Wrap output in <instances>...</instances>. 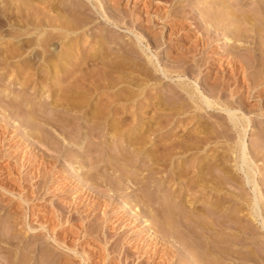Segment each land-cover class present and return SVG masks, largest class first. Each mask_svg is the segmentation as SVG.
<instances>
[{"label": "bare ground", "instance_id": "6f19581e", "mask_svg": "<svg viewBox=\"0 0 264 264\" xmlns=\"http://www.w3.org/2000/svg\"><path fill=\"white\" fill-rule=\"evenodd\" d=\"M1 1L2 3L10 2L11 4L5 3V5L6 4L10 6L12 5L15 10L18 11L23 10L24 12L27 11L26 12L27 15L20 14V16H16L17 17L16 19L13 18V24L11 25L7 23V21L8 22L10 20L12 21V19H10L11 16L8 15L6 16L4 14L6 16L5 17L6 22L4 23L8 25L7 27H4L6 28L5 31L3 30L0 31V51H1L0 53L3 54V55L0 54L2 56V58L0 59V68L7 69L6 74L9 75L14 74L12 80L16 79V76L20 77L21 76L20 74L24 72H20L21 70H18L17 67L15 69V66L14 68L10 66L9 65L10 59L12 60L18 55L20 57L21 53L33 49L42 50L40 52L42 55L40 56H41V61L45 62L46 63L45 65H47L45 69L49 71L53 70L50 72V74L52 75L50 79L45 78L44 81L46 82H49L50 80L52 81L58 80L62 75L63 71L60 69L62 68L63 65L72 66L70 65L72 61V60L70 61V59L72 58L70 57V55L64 54V51L62 54L61 47H72L73 49H80V48L83 49L84 52L82 53L85 54H80L81 56H79L80 57L79 67L80 65L85 64L88 60L92 61L91 63H93V61L95 60L104 61L105 59L106 60L108 59V63L106 61L108 67H110V70L108 71L113 72L114 69L116 70L118 69V73L119 71L123 73V71H121L119 68H122L124 67V65H127L126 63L127 60H131V58L133 57L137 58L138 52L140 51L143 54V56L147 58V59L144 58L142 62L145 60H147V62L145 64L140 61L142 63L140 64V62L138 61L139 62V64L137 65L138 67L133 64L134 65L133 68L137 67L138 70V68L141 67V71L143 72V70H145L143 68L149 67V65H151L152 66L151 69L153 68L155 71H159L163 79L172 82L173 85L175 84L176 89L172 87L170 89V93L167 99L166 100L164 99L165 101H167L168 104L173 105L175 103L176 105L177 102L181 101L178 104H183L184 106L186 105L187 106L186 108H188V110L190 109L192 113L194 111L208 110V111H212L214 115L216 114L219 118H222V115L225 114V118H226L225 120H227L226 122L224 121L223 123L219 122L220 123L219 125L211 126L206 121L201 120V117L198 118L196 115L195 116L191 115L192 118H196L195 121H185L186 120L185 116L189 111L186 112L183 111V113H176V112L174 113L172 111L173 113L171 112L169 114L168 120L172 124L174 122L175 123L180 122L182 125L184 124L187 126V124L189 123L188 125L190 126H188V129L190 128L191 132L194 133V135L192 133L193 136L190 137L192 141L190 140L187 143L189 145L185 143L186 139L177 140V141L174 139L175 141L173 143L172 142H170L171 144L168 143L169 144L168 147L170 145H171L170 147L172 146L176 147L177 145L179 147H182L181 148L182 150L178 151L179 153L172 152L171 156L173 158L178 154L180 155L187 154V152H189L190 150L192 151V149L190 148L191 144H192L191 146L195 145V147L200 148V151L201 150L204 151L207 150L206 148H208V146L211 145L212 143L215 142L217 143L219 139H223V141L225 139L227 142L231 141L232 138L234 137V133L237 135L238 140L235 141L232 140V142L229 143L228 147L225 146L227 147L225 149L229 150L230 152L229 154L234 156L231 160L232 165L230 167H228L226 163H223L224 161L222 160L224 159H216L214 157V159L210 160V163H206L205 161H203V158L205 157H203L201 160L198 161V159L196 160V158L188 159L186 156L184 157L183 160H180V167L177 164L178 168L177 169L175 168L176 170L174 169L172 171V172L175 171V173L172 174L173 176L172 177L170 175L167 176L170 177L169 181L172 180V178L174 179L180 178V180H182V178L185 179V177H187L186 181H182V183L184 182L183 184L181 183L182 185H185L183 192L182 193L178 192L179 193L178 195L174 194L172 195L171 198L170 196L168 197L162 194L160 195L154 194L155 197H153L149 192H145L148 189L145 191L142 189L139 190V187L137 185L140 181L138 179L123 177V175H121L123 173L119 171L118 167H117L118 170L113 169L112 168L114 167L113 162H111L109 156H107V160H109L108 162L103 161L101 157H100L101 159L99 158L100 159L99 161L97 160L94 163H92L93 161L92 162L90 161L93 155H95L98 150L100 151L101 148L99 144L96 145V143H93L91 141L92 139L91 135L93 133L95 134L96 131V126H97L96 123L98 124V121H100L98 117L95 116L92 118L90 117L89 121L92 124L91 126L88 127L86 133L84 134L85 138L82 137L81 135L82 140H80V142L78 143L76 142L73 144L72 142H70L76 148L66 149L62 145L63 140L65 141V138L62 136L66 133L67 130L72 129L71 125H73V123H71L72 122L71 120H65L62 118L63 116L60 117L61 115L59 116L55 114L52 115L50 114L49 117L41 115L39 114L40 110L37 109L38 107L37 108L34 107L31 109L26 108V105L25 107H23V104L20 101L21 99L19 100L18 96L15 99H13L11 102L8 100L9 101L8 103L6 98L5 99L2 98L3 96L0 97V118H1L0 148L5 147L2 150L0 149V159L4 157V161H5V158L10 159L12 157V155L14 154L12 153V151L14 152V149L11 151L9 150V148H11L13 145L11 144V147L7 145L10 144V141L9 139H4V138L7 137L8 134L14 133L17 129L19 130L21 128L28 130L29 133L28 137L33 139L32 141L34 142L36 147L45 148L44 156H47V158L49 159V160H45V157L43 156L44 158H42L41 154L39 155L40 157L37 155L39 158L43 159L42 163L40 166L37 165L33 169V171H31V169L35 165L34 162H36L37 164L39 160L38 164L40 163V159L36 160L35 158H33L35 157V155H33L32 153L29 154L28 152H26V150L23 151L22 149H20L18 152L17 151L15 152L16 156L14 157H16V159H13L12 157L13 161L15 160V162L13 163L14 164L16 163V166H14V168L16 167V169H18V172L15 170L16 172L15 173L12 166L11 167L9 166L11 169L10 173L16 174L15 175L16 181L14 180L16 182L15 189H17L16 197L20 198L21 201H19L13 212H10L9 214H7L5 218H3V220H0L2 221V223L4 222V224L11 223L9 227L1 228L2 223L0 222V243L4 245V246L0 245V264H71L70 263L71 259L69 258H65L62 255L56 256L55 255L56 253L52 255V251L55 248L56 249L65 248V250L73 252V254L74 253L78 254L79 256L82 257L81 264H87L89 261H91V255L85 250L83 246L80 248V251L79 250L76 251L72 247L71 248L67 247L65 245V241L62 238L61 240L58 239L57 237L58 232L56 231V228L61 229V227L64 226V223L68 222L69 220L71 221L78 220L81 224L84 223L85 220L88 219L90 213L85 212L86 210L80 212L77 206H74L69 203L68 204L66 203L67 204L66 206L65 204L62 205L61 203L56 202L59 205V207H56L57 205L52 203L51 204L52 208L50 209L45 208V206L43 207L42 204L41 208L43 211H41V213L44 214V216H46L47 219L45 222L44 221L38 222L37 220L43 218V215L39 214L38 212L35 213L33 208L29 209L30 212L28 211L29 214L27 215V208L26 206L24 207V204H28L31 200H33L32 199L33 195H34V199L40 198L41 200L43 199V197H41L42 195L44 196L45 194L50 193L52 196H55L57 198L56 200L58 201L63 199V196L65 194L63 196H59L57 193H55L56 191L59 192L60 190V188L58 189V186L57 188L55 187L54 190L52 189L54 192L46 187L45 176L48 177V175L50 174L49 172L55 171V169L58 168L56 167V165L58 164L59 160H61L62 158L64 160L65 157L66 160L75 158V160L78 159L79 161L81 160V162L90 161L88 167L89 169L86 171L82 170L83 172L80 173L82 175L80 176L82 178V181L86 183L88 181V183H90L95 187L94 189L97 188L98 189L97 193H99V196L102 194L103 195L108 194V197L107 198L103 197V201L101 200V202L100 200L98 201L99 196L97 197L96 194L95 196L97 197V200L93 203L91 202L93 207L89 204L90 207H92V209L90 208L91 210H93L96 206L100 204L102 207H106L112 204L119 197L126 195H130L131 197L130 201L137 206L132 214L128 213L127 215H124L125 212L121 213L118 211L116 212L112 211L113 213L106 215V217L104 216L106 223L104 227L102 225H101L102 227L100 225L99 226L96 225V228H94L95 230L92 229L94 230V232L96 231L95 233L97 234L98 232H101L100 230H103L105 236L103 237L104 239H101L100 237L98 240L92 241V247L93 249H95L94 253L92 254V257L94 256V258L97 259V261H95L96 260L95 259L94 262L92 260L93 264H240V263L264 264V192H262L261 190L262 186H264V173L263 172L261 173L260 170L258 169L259 166H257L258 160L262 158L264 153H262L263 151L262 148L258 147L259 143L257 144L258 146H256V148L251 147V149H247L245 147V144L243 143L244 142L243 137L245 135L247 126L243 125V122H245L244 120L248 115L245 116L244 113L247 114L246 111L249 112L250 110H246L245 112L243 111L245 106L244 104H246L244 102V98L243 100H239L240 102L238 104H240V107L237 106L238 108H235L234 107L235 105L233 104L235 99L237 98L240 99L241 97V96L238 97L236 95L237 93L239 92L240 93L243 92V94L244 92L249 93L253 89L257 88L258 85H261L264 82V78H263L264 61H261L262 59L261 57L264 56V0H230V2L229 0H208V2L205 0L204 1L201 0L203 3L206 2L209 5L205 6V4H203V6H201L200 8L198 7V9L200 10L199 12L197 11V13L199 14L203 13V11L206 8L211 9L210 11L213 10L212 12L209 13L207 12L208 14L204 17V19L201 18L204 21V23L201 25L200 23H202V20L201 19H200L201 21L198 20L200 17L196 16L197 15L196 11L191 13L192 11H188L187 8L182 9L183 11L181 13L187 15L186 17L187 20L185 19L186 21H188L187 28L189 27L191 29V32L192 31L196 32L197 36L195 40L191 42L192 44H190V47L189 49H187V51H184V53L182 52V54L175 57L174 61L178 64L174 66L170 65V67H167V65L164 64L163 66L164 69L161 68L159 69V66L153 64L150 57L148 58L147 56L148 54L146 55V51H149L150 45H146V43L143 42L146 35L144 37V35L140 33L142 29L140 30L139 28L142 27V25H144L145 31L147 29L151 30L152 27L151 23L153 24L154 21L162 22V24L168 28L172 23L171 19L173 18V16L171 18V14L177 11L174 8L173 9L174 12H172L171 10L172 4L179 1L182 2L183 0H105L106 1L105 3H103L101 0H87L88 2L91 3L93 10L96 12L95 14L91 13L88 6L82 3L81 0H75V1L73 0L70 1L69 3L66 0H60L56 3H55L56 0H1ZM120 1L123 2L126 1L125 4L126 3L128 4L127 5L124 4L123 7H120L121 6V4H119L121 3ZM193 1L195 3L192 2L193 4L191 3L192 5L191 4L189 5L191 6L192 10L195 5H198L197 2H199L200 0L197 1L193 0ZM33 2L36 3L35 6H33L34 5ZM106 3L108 5H106ZM139 5L142 7V10L145 12L146 17L144 18L146 19L143 18L142 20H140L141 17L139 12L141 11L139 10L138 12L135 11V7ZM152 9L153 11H151ZM178 14L180 15V13ZM17 15L19 14L17 13ZM99 16L102 17L101 19H103L102 24L104 25L107 24L118 29L126 30L134 34L133 36L134 39H131L132 41L130 42H125V43L123 42L124 44H121L117 40L115 41L113 39L107 41L108 38L106 36L107 30L101 27L94 32L95 33L94 39H92L91 41L90 39L88 40V38H93L91 32ZM124 19L129 20L128 22L130 23L129 26H126V22ZM143 22L144 24H142ZM6 24L4 26H6ZM1 28L2 27H0V29ZM174 30L173 32L169 31L171 32L170 37L173 36L174 38L176 37L177 34L179 38L186 37L187 34L186 31L184 32L182 31L183 33L182 32L176 33L175 35ZM191 32L189 33V35L188 34L187 35L190 36ZM146 34H149V31L148 32L146 31ZM168 36L166 37L168 38ZM221 37L225 38L224 42H229L230 44L229 47H227L228 49L226 50L227 58L229 56L228 64H230L229 69H227L228 70L227 73L229 75L225 77V75L223 76L221 74L222 71L225 70L224 68H222L221 70L219 67H218L219 69L216 68L217 70L215 72L214 78L213 80H211L212 84L211 85L208 84L210 86L208 88V91L210 90L211 93H207L206 96H204L203 92H201L200 89L197 88V86L195 87L194 85L195 83L193 84L194 87L189 86L190 85L188 83L189 76L193 74L194 78L197 79L201 76V78L204 79V81L202 80L203 82H205L206 79H208L207 75L210 74V72H212L211 67L218 65L217 64L219 60L218 53L220 52L215 50L221 48L222 46L220 45L221 42H219ZM165 38L162 35H158V36L155 35V36H151L152 40L150 39V41H154L153 42L154 44L153 43L152 44L155 45V43L160 44L162 40ZM50 40L57 41L58 51H56L55 45H50L49 43ZM242 42H246L248 45H251L252 47L249 46L248 49V47H244L240 45V43ZM143 43L145 44V46ZM105 44H109V46L108 45L105 46ZM241 49L245 50L246 53L241 54L239 52ZM112 50H116L120 52V55H116L114 58L111 59L110 56L108 57L106 54H104L105 52L108 51L111 52ZM197 53L199 54L197 55L199 57H196ZM257 56L259 58H257ZM227 58H225L226 60H224V62L227 61ZM258 62L259 64L261 63L260 65L261 70L259 69L260 70L259 75L261 74L260 77L257 78L256 76L254 80L252 79L250 80L246 78V75L248 73L247 68H249L248 66L250 67L253 65L258 66L259 65ZM26 64L28 65V61ZM101 64H103V62H101ZM8 66L12 68L10 69ZM25 66L26 65H24V67ZM111 68H113V70H111ZM131 68L132 67H130L129 69ZM125 70L127 71V68ZM147 70L149 71V69ZM147 70L145 72H147ZM11 71L12 73H10ZM18 71L20 72V74L16 75L19 73ZM145 72L142 74H145V76L146 74H149ZM113 73L118 74L117 72H113ZM237 74L243 75L242 77H244L243 79H241L243 81L242 83L243 85L241 87L239 86V88H237V85L236 87L234 86L235 84H237L236 79L239 78ZM9 75L6 76L10 77ZM153 75L151 76V78L153 77ZM24 80H28V79L26 78ZM20 82L23 83L22 80H20ZM34 82H35L34 87L37 85V87L40 88V90L46 86V83L45 84L42 83L43 84L42 85L40 84L39 81H38L39 83H37V81ZM39 84L41 86H39ZM112 84L115 85L114 81ZM23 85L26 84L23 83ZM131 85L136 86V88L134 87L136 90L133 91L131 89V91L127 93V95L128 94L129 95L128 96L125 95L127 99L125 98L124 101L121 100L123 101V104L128 103V105L126 104L127 106L123 105L126 107H124V110L121 113L124 114L128 113L130 114V117H125L124 115V117L126 118V119L124 118V120L123 117L122 118L117 117L115 115V113L117 114L116 110L115 113L112 112L113 108L115 107H111V109L109 108V110H107L106 112L108 116V120L106 121V124H108L109 126L108 129L109 135L115 137L121 129L123 130L122 127H125V125L127 127L129 126V124L133 123V125L129 127L128 132L132 129L133 130L135 129L137 133V138L136 137L129 138L126 135L125 139L123 140L121 139V141L123 142L124 140L127 141L129 140L127 145H131L134 146V148L141 149L139 147L145 144L146 138L152 137V140H154L153 135L150 133H154V131H156L157 129L159 130L160 128H162L164 130L162 134H164L166 128H168V125H170L171 123L167 122L168 123L167 124L164 121L162 123H159L157 122L158 120L156 118V114L150 115L152 114V112L148 111L149 109L155 110L156 106L158 105L159 108H161L160 104H162L160 103L159 97L157 98L155 97V95L151 96V94L149 93L148 89L151 85L150 83L147 82L143 84L132 83ZM3 93H5V91ZM60 96L64 97L62 94H60L58 97ZM223 96H227L228 101L225 100L223 101L224 99ZM148 98L150 99V101H147ZM61 99L63 101V98H60V100ZM78 100L79 99H77V101ZM142 100H144L143 103H141ZM164 103L166 102H163V104ZM165 105L166 107H169L167 106V104ZM133 106H135L138 109L136 111L130 112L132 111L130 107ZM94 107L92 106L91 108L93 111L98 106L94 105ZM257 110L255 109V112ZM261 111H257L259 115H263V112ZM110 112L112 113L110 114ZM118 114L120 113L118 112ZM38 116L43 117L44 118V119L42 118L43 121L41 119L40 120L37 119L39 118ZM128 118H130V120ZM11 120L13 121L16 120L18 123L16 126L17 128L13 130L9 129V127L12 125L10 124ZM183 121L185 122L183 123ZM154 123L155 124L159 123V127L158 128L155 127ZM152 126L155 127V128L153 127L155 130L152 129ZM74 132H75L74 134L76 135L75 136L74 134L72 136L70 135L71 138L74 137V139H78L79 141L81 137L79 138L78 136L82 134L81 131L77 129ZM15 133L12 137L10 136L11 137L10 139L12 141L17 138ZM253 135L254 132H251L250 137L251 136L253 137ZM158 138L159 140L155 141V144L151 146L150 150H152V152H150L149 154L151 156H153V154L156 152L158 147L159 148L161 147L163 150H165L166 148L169 149L168 147H166L167 136L164 135ZM168 138H170L171 140L172 137H168ZM263 139L264 137H262V140L261 138L259 139V141L261 140L260 143L263 142ZM16 146L18 145L16 144ZM147 147L150 146L147 145ZM197 148H194V150L197 151ZM47 152L50 153V155L52 154L53 156L46 154ZM225 153L226 152H224V154ZM115 155L114 157L116 158H121L122 156L121 153L119 154L117 153V155L116 156ZM171 156L170 158H172ZM217 158L219 157L217 156ZM150 159H154L155 161V158H150ZM158 159L160 158L158 157ZM208 160L209 159L207 158L206 161L208 162ZM262 160H264V157L262 158ZM186 161H188V165H186L185 163ZM160 163L164 165L165 161ZM182 164H184L186 167H183L184 165ZM23 168L25 172L23 170L21 171V169ZM2 169L3 168L1 167V170ZM77 169L78 168H75V170ZM218 170L221 171L220 173L222 174H218L219 173ZM216 171L218 172L216 173ZM23 172L24 174H22ZM27 176L30 177L27 178ZM27 179L30 181L33 180L34 181L33 184L39 180V183L41 182L42 186L38 188V191H40V189H43V191L41 190L43 193L40 195L36 191L34 192L31 191V188L30 191L27 192L29 188L27 189L26 187L28 186L25 185L24 183L28 181ZM170 183L171 182H169V184ZM132 184L138 187L136 188V190L137 192L140 191L139 193L132 194L131 193L132 191L129 192L130 189H132ZM30 185L32 186L31 183ZM0 188L5 193L13 194L12 193L13 190L10 191L8 188H6V186L0 185ZM234 189H236L238 193ZM86 198L87 197H85V200ZM170 200H176V201L174 203L171 202L173 203L171 204ZM128 208L129 209L127 211H130L131 210L130 207ZM30 217L32 220L38 222L37 226H33V224L31 223L32 220L29 221ZM57 218L58 220L60 218V221H57L56 225L49 229L48 226L46 225L47 221L49 222V220L57 219ZM148 219H150L149 223H148ZM140 224L141 225L143 224V226L141 227L143 229V230L141 229L142 232L143 233L145 232V234L150 233L149 236L143 238L141 234L140 236L138 235L136 230L131 234L126 235L127 232L130 233L128 230L131 226L135 227ZM129 225H130L129 228L125 227ZM11 227L13 228V230H11ZM83 228L86 229L87 227L86 228L84 226L80 227V229L82 230L81 232H83L84 230ZM26 230H28L30 234L27 235L26 237H22V235L25 234ZM84 232L86 233V230ZM151 236L152 239L149 238ZM48 237L51 240H41L42 238L45 239ZM111 239L112 241H110ZM248 239H251V241L252 239H254V241L252 242L250 241L249 243ZM259 242L260 245H257ZM255 244L257 245V247L258 246L259 247L256 248Z\"/></svg>", "mask_w": 264, "mask_h": 264}, {"label": "rangeland", "instance_id": "374dc122", "mask_svg": "<svg viewBox=\"0 0 264 264\" xmlns=\"http://www.w3.org/2000/svg\"><path fill=\"white\" fill-rule=\"evenodd\" d=\"M58 1H60V0H56L55 1V3L56 2H58ZM68 3L70 2V1H73V0H66ZM75 1V0H74ZM103 3H105L106 1L105 0H101ZM195 1H197V0H195ZM201 1V0H200ZM200 1L199 2H197L198 3V5H195L194 7H193V10H192V8H191V6H189L192 2H194L193 0L192 1H190V0H183L182 2L181 1H179V2H175L174 4H172V6H171V10H172V12H174L173 11V9L175 8V10H177L176 12H174V13H172L171 14V18H172V16H173V18L171 19L172 20V23H171V25L167 28V27H165L163 24H162V22H157V21H154V22H156V23H154L153 22V24L151 23V25H152V27H151V30H149V29H147L146 31L148 32L149 31V34H146V31H145V27H144V25H142V27H140L139 29L141 30H139L140 31V33L141 34H143L144 35V37H145V35H146V37H145V39L143 40V42L144 43H146V45H150L149 46V51H146V55L148 56V58L150 57V59H151V61L153 62V64H155V65H158L159 66V69L161 68V69H164L163 68V66H164V64L165 65H167V67H170V65L171 66H174V65H177L178 63H176L175 61H174V59H175V57L176 56H178V55H180V54H182V52L184 53V51H187V49H189V47H190V44H192L191 42H193L194 40H195V38H196V32H191V29L188 27L187 28V23H188V21H186L187 20V15H184V14H182L181 12L183 11L182 9H186L187 8V10L188 11H192L191 13H193V12H195L196 11V13H197V11L199 12V10L200 9H198V7L200 8L201 6H203V4H205V6L206 5H209L208 3H206V2H202V1H204V0H202L201 1V3H200ZM205 1H207L208 2V0H205ZM0 23H1V26L0 27H2L1 29H0V31L1 30H3V31H5V29L6 28H4V27H7V25L9 24V25H11V24H13V18H17L16 16H20V14H25V15H27L26 14V12H24L23 10L22 11H18V10H15L14 9V7L12 8L10 5H7V4H11L10 2L8 3V2H3L2 3V1L0 0ZM81 2L82 3H84V4H86L87 6H88V8L90 9V11H91V13H96L94 10H93V8H92V5H91V3L90 2H88L87 0L85 1V0H81ZM121 3H119V4H121V6L120 7H123V5L125 4V2L126 1H120ZM229 2H230V0H229ZM5 3H7L6 5H5ZM67 3V4H68ZM108 3V2H107ZM106 3V5H108ZM195 3V2H194ZM200 3V4H199ZM2 4V5H1ZM34 4V5H33ZM33 6H35V4L36 3H34L33 2ZM128 3H126L125 5H127ZM193 4V3H192ZM191 4V5H192ZM5 5V6H4ZM91 6V7H90ZM140 7V8H139ZM182 7V8H181ZM5 8V9H4ZM189 8H190V10H189ZM3 11H2V10ZM181 9V10H180ZM207 9V10H206ZM204 11H203V13H197V17L199 16L200 18L198 19V20H200L201 18H203L204 19V17L209 13V12H212V11H210L211 9H208V8H206ZM138 10L139 11H141V12H139L140 13V17H141V19L140 20H142L144 17H146L145 16V12L142 10V7L139 5V6H136L135 7V11H137L138 12ZM6 11V12H5ZM9 11V12H8ZM18 11V12H17ZM151 11H153V9L151 10ZM206 11V12H205ZM4 12V13H3ZM11 12V13H10ZM20 12V13H19ZM21 12H23V13H21ZM208 12V13H207ZM17 13L19 14V15H17ZM136 13V12H135ZM178 13H180V15L178 14ZM7 16H11V18L10 19H12V21L10 20L9 22L7 21V23L8 24H6V23H4V22H6L5 21V15ZM203 17H202V16ZM178 16V17H177ZM184 16V17H183ZM1 18H3V19H1ZM102 17H100L99 16V18L97 19V21H96V23L94 24V26H93V30H92V37L93 38H88V40L90 39V41L92 40V39H94V35H95V31L97 30V29H99V28H104V29H106L107 31H106V36L108 37L107 38V41L108 40H117L119 43H121V44H124L125 42H130V41H132L131 39H134V34H132V33H130V32H128V31H126V30H123V29H118V28H115V27H113V26H110V25H107V24H102V21H103V19H101ZM144 19H146V18H144ZM186 19V20H185ZM125 20V22H126V26H129L130 25V23H128L129 22V20H126V19H124ZM185 20V21H184ZM202 20V19H201ZM200 20V21H201ZM200 21H199V23H200ZM12 22V23H11ZM3 23H4V25L6 24V26H4L3 25ZM158 23V24H157ZM204 23V21L202 20V23H200V25L201 24H203ZM142 24H144V22L142 23ZM3 25V26H2ZM186 25V26H185ZM180 26V27H179ZM182 30H181V29ZM185 28V29H184ZM187 28V29H186ZM175 29V30H174ZM178 29V30H177ZM189 29H190V31H189ZM173 30L175 31L174 33H175V35H176V33H181L182 31L184 32V31H186V33L189 35V33L191 32V34H190V36H188L186 33V37H181V38H179L178 37V34L176 35V37H174L173 38V36H171L170 37V33L171 32H173ZM180 30V31H179ZM169 31H171V32H169ZM177 31V32H176ZM189 31V32H188ZM156 32V33H155ZM182 32V33H183ZM151 33V34H150ZM192 34H193V36H192ZM158 36V35H162L164 38L166 37V36H168V38L166 39V41H165V39H163L162 40V42L160 43V44H156L155 43V45H153L154 43V41H150V39H151V36ZM148 36V37H147ZM221 36H223V35H221ZM110 38V39H109ZM194 38V39H193ZM169 39V40H168ZM172 39V40H171ZM186 39V40H185ZM224 39L225 38H223V37H221V39L219 40V42H221L220 43V45H222L221 46V48H219V49H217V50H215V51H218V52H220V53H218L219 54V56H218V58H219V60H218V62H217V64L218 65H216V66H213V67H211L212 68V72H210V74H208L207 75V78L208 79H206V81L205 82H203L204 81V79L203 78H201V76L199 77V78H201V79H197V78H194V75L193 74H191L190 76H189V81H188V83L190 84L189 86H193L194 87V85H195V87L197 86V88H199L200 89V91L201 92H203V94H204V96H206V94L207 93H211V91L209 90L208 91V88L210 87L209 85H211L212 84V82H211V80H213V78H214V75H215V72H216V70L217 69H219L220 68V70L222 69V68H224L225 70H223L222 71V75L224 76L225 75V77L227 76V75H229L228 73H227V69H229V67H230V64H228V61H229V56H228V58H227V55H226V50L228 49L227 47H229V42H224ZM152 40V39H151ZM174 40H176V41H174ZM192 40V41H191ZM164 41H165V43H164ZM55 42H56V44H55ZM124 42V43H123ZM170 42V43H169ZM49 43H50V45H55V49H56V51H58V46H57V41L56 40H50L49 41ZM105 43H108V42H105ZM143 43V44H144ZM153 43V44H152ZM188 44V45H187ZM106 45H108L109 46V44H105V46ZM240 45H242V46H244V47H248V49H249V46L250 47H252L251 45H248L246 42H242V43H240ZM144 46H145V44H144ZM155 46V47H154ZM188 47V48H187ZM62 49H61V53L63 54V51H64V54H67V55H70V57L72 58V59H70V61H71V64L70 65H72V66H69V65H63L62 66V68L60 69V70H62L63 72H62V75H61V77L58 79V80H56V81H52V80H50L49 82H46V81H44L45 80V78L46 79H50V77L52 76L51 74H50V72L51 71H53V70H51V71H49V70H47V69H45L46 68V66L47 65H45L46 63L45 62H42L41 61V56L40 55H42L40 52L42 51V50H40V49H37V50H35V49H33V50H29V51H25V52H23V53H21V55H20V57H19V55L17 56V57H15L14 59H10V61H9V65L10 66H12L13 68H14V66H15V69H16V67L18 68V70H21L20 72H24V73H22V74H20V72L18 73V72H16V73H18V74H16V75H21L20 77H17L16 76V79H14V80H12L13 79V77H14V74H11V75H9V74H6L7 73V69H2V68H0V76H1V78H0V97H2V98H6V100H7V103L10 101H12L13 99H15L17 96H18V99L21 101V103L23 104V107H25V105H26V108H28V109H31V108H34V107H38L37 109H39L40 111H39V114H41V115H44V116H47V117H49L50 116V114L52 115V114H55V115H61L60 117H62L63 119H65V120H71L72 122L71 123H73V125H71V128L73 129V131H72V129L71 130H65L66 131V133L62 136V137H64L65 138V141L63 140V142H62V145L66 148V149H75L76 147L75 146H73L72 144L73 143H78V142H80V140H82V137H84L85 138V133H86V131H87V129H88V127L89 126H91V122L89 121V119H90V117L92 118V117H98L99 119H100V121L102 122H100V121H98V124H100V125H98L97 123H96V131H95V134L93 133L92 135H91V137H92V139H91V141L93 142V143H96V145H98L99 144V146L101 147L100 148V151L98 150L97 151V153L95 154V155H93V157H92V159L90 160L92 163H94V162H96L97 160L99 161L101 158L103 159V161H105V162H108L109 160H107V156H109V159H111V162H113V166L114 167H112L113 169H117L118 170V168H119V171H121V173H123V174H121L119 171V173L121 174V175H123V177H128V178H131V179H138L140 182L138 183V187H139V190H147V191H145V192H149L150 194H151V196H153V197H155L154 196V194L156 195H160V194H162V195H165V196H170V198L172 197V195H174V194H176V195H178L179 193H182L183 192V190H184V188H185V185H182L183 183H182V181H186V178L187 177H185V179L184 178H182V180H180V178H172V180H170L169 181V178L170 177H167V176H173L172 174L173 173H175V171L174 172H172L175 168L177 169L178 168V166H177V164L179 165V167H180V160H183L184 159V157H186L187 156V158L188 159H195L196 158V160L198 159V161L199 160H201L203 157H205V158H203V161H205L206 163H210V160H212V159H214V157L216 158V159H224V160H222V161H224L223 163H226V165L228 166V167H230L231 165H232V158L234 157L233 155H231V154H229L230 152H229V150L228 149H225V148H227L228 147V145H229V143H231L232 142V140L233 141H235V140H238V138H237V135L234 133V137L232 138V140L231 141H229V142H227L225 139H224V141H223V139H219V141L220 140H222V141H217V143L215 142V143H212L211 145H209L208 146V148H206L207 150H201L200 151V148H197V147H195V145L194 146H191L190 145V148L192 149V151L190 150L189 152H187V154H178V155H180V156H175L174 158L171 156L172 155V152L173 153H179L178 151H180V150H182L181 148L182 147H179L178 145V147L180 148H178L177 146L176 147H168V143H170V142H174L175 140L177 141V140H185L186 139V144L191 140V136H193L194 135V133L193 132H191V129L189 128L188 129V126H190V125H188L187 124V126L186 125H182L180 122H177V123H171L168 119H169V114L173 111L174 113L176 112V113H183V111H189L187 114H186V116H185V118H186V120L185 121H195L196 120V118H192L191 117V115L192 116H197L198 118H200L201 117V120H204V121H206L208 124H210L211 126H216V125H219L220 123H223L224 121L226 122L227 120H225L226 118H225V114H223L222 115V118H219L216 114L214 115V113L212 112V111H208V110H202V111H194L193 113H192V111H190V109L188 110V108H186L187 106L185 105H183V104H178L179 102H181V101H179V102H177V106L175 105V103L171 106L170 104H168L167 103V101H165L166 99H167V97H168V95H169V93H170V89L173 87V88H175L176 89V86H175V84L173 85V83L172 82H170V81H166L165 79H163V77H162V75H161V73L159 72V71H155L153 68L151 69V65H149V67H145V68H143V69H145V70H143V72L141 71V67H139L138 68V70H137V65L139 64V62L141 61L142 62V60L145 58V56H143V54L139 51L138 52V56H137V58L136 57H133V58H131V60H127L126 61V63H127V65H128V67H127V65H124V67H122V68H119L121 71H123V73L122 72H120L119 71V73H122V74H119L118 73V69L116 70V69H114L113 70V68H111V70H113V72H117L118 74H116V73H113V72H109L108 70H110V67H108V59L106 60H95V61H93V63H91L92 61H90V60H88L85 64H82V65H80V67H79V60H80V57L79 56H81L80 54H85V53H82V52H84L83 51V49L82 48H80V49H73L72 47H61ZM60 49V48H59ZM40 50V51H39ZM65 50H66V52H65ZM183 50V51H182ZM70 51V52H69ZM73 51H74V53H73ZM1 52V51H0ZM72 52V53H71ZM76 52V53H75ZM109 52V51H108ZM105 52L104 54H106L108 57L110 56V58L112 59V58H114L116 55H120V52H118V51H116V50H112L111 52ZM241 54H245L246 53V51L245 50H240L239 51ZM176 53V54H175ZM1 54V53H0ZM5 54V53H4ZM111 54V55H110ZM141 54V55H140ZM1 55H3V54H1ZM0 55V59L2 58V56ZM23 55V56H22ZM71 55H73V56H71ZM197 55H199L198 53L196 54V57H199V56H197ZM27 56V57H26ZM23 57V58H22ZM79 57V58H78ZM142 57V58H141ZM39 58V59H38ZM225 58H227V61H225L224 62V60H226ZM257 58H259L258 56H257ZM262 58V59H261ZM260 59H261V61H264V56L263 57H261ZM16 59V60H15ZM77 59V60H76ZM134 59V60H133ZM145 59H147V58H145ZM260 59H259V62H260ZM173 62H172V61ZM27 61H28V65L26 64L27 63ZM103 62V64H101V62ZM106 61H107V63H106ZM134 61V62H133ZM139 61V62H138ZM160 61V62H159ZM10 62H11V64H10ZM19 62H20V64H19ZM22 62V63H21ZM31 62V63H30ZM75 62H77V63H75ZM100 62V63H99ZM140 62V64H142V63H145L146 64V62H147V60H145V61H143L142 63ZM222 62V63H221ZM224 62V63H223ZM259 62H258V64H259ZM70 63V62H69ZM135 63H137V64H135ZM174 63V64H173ZM92 64H95V65H92ZM132 64V65H131ZM136 65L135 67L136 68H133L134 67V65ZM18 65H20V66H18ZM24 65H26L25 67H24ZM106 67H105V66ZM147 65V66H148ZM221 65V66H220ZM261 63L258 65V66H248L249 68H247V71H248V73H247V75H246V78H248V79H252V80H254V78H256V76H257V78L258 77H260V75H259V73H260V70H261ZM10 66H8L10 69L12 68V67H10ZM69 66V67H68ZM76 66V67H75ZM82 66V67H81ZM104 66V67H103ZM126 66V67H125ZM141 66V65H140ZM21 67V68H20ZM29 67V68H28ZM73 67V68H72ZM90 67V68H89ZM99 67V68H98ZM108 67V68H107ZM130 67H132L131 69H132V71H131V69H129ZM219 67V68H218ZM28 68V69H27ZM75 68V69H74ZM77 68H78V70H77ZM94 68V69H93ZM124 68V69H123ZM127 68V71L125 70ZM158 68V67H157ZM217 68V69H216ZM258 68V69H257ZM15 69H13V70H15ZM24 69H26V70H24ZM68 69V70H67ZM70 69V70H69ZM80 69V70H79ZM89 69H90V71H89ZM106 69V70H105ZM147 69H149V71L147 70ZM256 69V70H255ZM260 69V70H259ZM24 70V71H23ZM95 70V71H94ZM98 70V71H97ZM101 70V71H100ZM130 70V71H129ZM147 70V72H145ZM151 70H152V72H151ZM258 70V71H257ZM6 71V72H5ZM42 71V72H41ZM65 71V72H64ZM78 71V72H77ZM82 71H83V73H82ZM92 71V72H91ZM126 73H125V72ZM141 73H140V72ZM155 71V72H154ZM14 72V71H13ZM72 72V73H71ZM84 72H86V73H84ZM91 72V73H90ZM134 72V73H133ZM139 72V73H138ZM151 73L150 75L149 74H146V76H145V74H142V73ZM10 73H12V71L10 72ZM15 73V72H14ZM37 73V74H36ZM43 73H45V74H43ZM83 75H82V74ZM99 73V74H98ZM102 73H104V74H102ZM106 73V74H105ZM111 73V74H110ZM129 73V74H128ZM155 73V74H154ZM157 73V74H156ZM252 73V74H251ZM257 73V74H256ZM3 74V75H2ZM42 74V75H41ZM73 74V75H72ZM89 74V75H88ZM101 74V75H100ZM113 74V75H112ZM140 74V75H139ZM154 74V75H153ZM9 75L10 77H7V76ZM25 75H26V77H25ZM124 75V76H123ZM142 75V76H141ZM145 76V78H147V79H145L144 78V76ZM153 75V77L151 78V76ZM213 75V76H212ZM22 76H24V77H22ZM77 76V77H76ZM90 76V77H89ZM93 76V77H92ZM102 76V77H101ZM120 78H119V77ZM123 76V77H122ZM237 76L239 77V78H237L236 79V83L237 84H235L234 86L236 87V85H237V88H239V86L241 87L243 84V81L241 80V79H243L244 77H242L243 75H238L237 74ZM248 76V77H247ZM29 77V78H28ZM97 77V78H96ZM115 77V78H114ZM117 77V78H116ZM127 79H126V78ZM148 77H149V80H148ZM4 78V79H3ZM20 78H23V79H20ZM28 79V80H24V79ZM75 78V79H74ZM84 78V79H83ZM93 78V79H92ZM153 79V80H151V79ZM194 78V79H193ZM264 78V77H263ZM1 79H3V80H1ZM72 79V80H71ZM103 79V80H102ZM106 79V80H105ZM115 79V80H114ZM131 79V80H130ZM154 79H155V81H154ZM20 80H22V82L24 83V84H26V85H23V83H21L20 82ZM124 80H126V81H124ZM145 80H147V81H145ZM193 80V81H192ZM203 80V81H202ZM241 80V81H240ZM27 81V82H26ZM34 81H37V83H39L40 82V84H45L46 83V86L43 88V89H41L40 90V88H38L37 87V85L34 87ZM39 81V82H38ZM44 81V82H43ZM58 81V82H57ZM76 81V82H75ZM90 81V82H89ZM92 81V82H91ZM101 81V82H100ZM109 81V82H108ZM111 81V82H110ZM113 81H114V83H115V85L114 84H112L113 83ZM121 81V82H120ZM127 81H129V82H127ZM210 81V82H209ZM238 81V82H237ZM55 82V83H54ZM73 82V83H72ZM108 82V83H107ZM119 84H118V83ZM150 83L151 85H150V87H149V89H148V91H149V93L151 94V96H154L155 95V97H159V100H160V103H162L163 104V102H166V103H164L163 105L162 104H160V107L161 108H159V105L158 106H156V108H155V110L153 109H149L148 111H151L152 112V114H150V115H153V114H156V118H157V122H159V123H162L163 121L164 122H169V123H171L170 125H168V128H166V131H165V133L164 134H162L163 132H164V130L162 129V128H160L159 130L157 129L156 131H157V133H156V131H154V133H150V134H152L153 135V138H154V140H152V137H150V138H146L145 139V144L143 145V146H141V147H139V148H141V149H138V148H134V146H131V145H127L128 144V142H129V140L127 141V140H124L123 142L121 141V139L123 140V139H125V137H126V135L129 137V138H137V133H136V131H135V129L133 130H130L129 132H128V129H129V127L130 126H132L133 125V123H131V124H129V126H127L126 127V125H125V127H122L123 128V130L121 129L120 131H119V133H117V135L115 136V137H113L112 135L110 136L109 135V126H108V124H106V121L108 120V116H107V110H109V108L111 109V107H115V108H113V110H112V112L113 113H115V110H116V112H117V114H118V112L120 113V114H116L115 113V115L117 116V117H119V118H122L123 117V120H124V118L125 117H130V114H124V113H121L123 110H124V107H126L127 105H128V103H126V104H123V101H124V99L126 98L127 99V97L126 96H128L127 95V93H129V91H131V89L134 91V90H136L135 88H136V86H132L131 84L133 83H135V84H137V83ZM202 82H203V84H202ZM209 82V83H208ZM19 83V84H18ZM33 83V84H32ZM131 83V84H130ZM195 83V84H194ZM39 84V86H41ZM42 84V85H43ZM54 84V85H53ZM64 86H63V85ZM66 84V85H65ZM78 84V85H77ZM86 84V85H85ZM91 84V85H90ZM105 84V85H104ZM194 84V85H193ZM209 84V85H208ZM261 84V83H260ZM74 85V86H73ZM77 85V86H76ZM130 85V86H129ZM171 85V86H170ZM204 85H205V87H204ZM56 86H58V87H56ZM67 86V87H66ZM70 86V87H69ZM83 86V87H82ZM201 86V87H200ZM57 89H56V88ZM110 87V88H109ZM125 87V88H124ZM133 87V88H132ZM135 87V88H134ZM70 88H71V90H70ZM76 88V89H75ZM83 89V90H81V89ZM97 88V89H96ZM120 88V89H119ZM205 88H207V89H205ZM54 89H56V90H54ZM69 89V90H68ZM86 89V90H85ZM91 89V90H90ZM64 90V91H63ZM127 90V91H126ZM151 90V91H150ZM169 90V91H168ZM207 90V91H206ZM5 91V93H3ZM58 91V92H57ZM120 91V92H119ZM205 91V92H204ZM240 91H243V90H240ZM59 92H60V94H62L64 97H62V96H60V97H58L60 94H59ZM64 93V94H63ZM240 93V92H239ZM239 93H237L236 95L238 96V97H240V99L239 98H237V96H236V98L237 99H235V101L233 102V104L235 105L234 107L235 108H238V107H240V104H238L240 101L239 100H243V98H244V102L246 103V104H244L245 106H244V112L246 111V110H250L249 112L248 111H246L247 112V114L246 113H244L245 114V116H247L246 118H245V122H243V125H245V126H247V128H246V131H245V135H244V137H243V143L245 144V147L247 148V149H251V147H253V148H256V146H258L257 144L259 143V146L258 147H260V148H262V153H264V147H263V145H264V139H263V142L262 143H260L261 142V140H262V137H264V82L261 84V85H258L257 86V88H255V89H253L251 92H249V93H247V92H244V94H243V92H241L240 94ZM246 93H247V95H246ZM57 94H58V96H57ZM72 96H71V95ZM81 94V95H80ZM239 94V95H238ZM122 95V96H121ZM126 95V96H125ZM166 95V96H165ZM90 96V97H89ZM56 97V98H55ZM107 97V98H106ZM116 97V98H115ZM223 97H224V99H223ZM222 97V99H223V101L225 100V101H228L227 99H228V97L227 96H223ZM247 97V98H246ZM9 98V99H8ZM60 98H63V101H62V99L60 100ZM109 98V99H108ZM121 98V99H120ZM161 98V99H160ZM246 98V99H245ZM56 99H59V100H56ZM72 101H71V100ZM77 99H79L78 101H77ZM149 99V98H148ZM147 99V101H150V99L148 100ZM165 99V100H164ZM9 100V101H8ZM70 100V101H69ZM76 100V101H75ZM104 100V101H103ZM115 100V101H114ZM121 100H123V101H121ZM247 100V101H246ZM69 103H68V102ZM100 101V102H99ZM109 101V102H108ZM143 101L144 100H142V102L141 103H143ZM56 102V103H55ZM67 102V103H66ZM75 103V104H74ZM97 103V104H96ZM99 103V104H98ZM105 103V104H104ZM121 103V104H120ZM38 104V105H37ZM40 104V105H39ZM54 104V105H53ZM66 104V105H65ZM74 104V105H73ZM79 104V105H78ZM84 104V105H83ZM109 104V105H108ZM165 104H167V106H169V107H166V105ZM4 105V104H3ZM3 105H1V106H3ZM82 105V106H81ZM94 107V105H96V106H98L96 109H94V111L91 109L92 108V106ZM123 105H126V106H123ZM247 105H249V106H247ZM163 106H165V107H163ZM171 106V107H170ZM183 106V107H182ZM238 106V107H237ZM258 107V108H257ZM69 108V109H68ZM80 108V109H79ZM95 108V107H94ZM102 108V109H101ZM106 108H108V109H106ZM122 108V109H121ZM135 106H133V107H130V109L132 110V111H130V112H133V111H136L138 108H136ZM159 108V109H158ZM164 110H163V109ZM253 108V109H252ZM100 109V110H99ZM184 109V110H183ZM187 109V110H186ZM255 109L257 110V111H261V109H262V111L261 112H263V115H259L258 114V112L256 113L255 112ZM90 110V111H89ZM98 110H99V112H98ZM170 110V111H169ZM182 110V111H181ZM73 111V112H72ZM93 111V112H92ZM96 111V112H95ZM179 111V112H178ZM181 111V112H180ZM43 112V113H42ZM45 112H46V114H45ZM112 112H110V114L112 113ZM128 112V111H127ZM154 112V113H153ZM157 112V113H156ZM172 112V113H173ZM150 113V112H149ZM252 113V114H251ZM93 114V115H92ZM98 114V115H97ZM168 114V115H167ZM258 114V115H257ZM88 115V116H87ZM97 115V116H96ZM100 115V116H99ZM106 115V116H105ZM109 115V114H108ZM124 115H125V117H124ZM127 115V116H126ZM190 115V116H189ZM199 115V116H198ZM39 117V116H38ZM101 117V118H100ZM102 117H103V119H102ZM224 117V118H223ZM43 117H39V118H37V119H41L42 121H43V119H42ZM104 118H106V119H104ZM189 120H188V119ZM1 119V118H0ZM102 119V120H101ZM126 119V118H125ZM129 120H130V118H128ZM194 119V120H193ZM86 120V121H85ZM161 122H160V121ZM87 121H89V122H87ZM128 121V120H127ZM185 121H183V123L185 122ZM181 122H182V119H181ZM220 122V123H219ZM246 122H247V124H246ZM159 123H154V126L155 127H159ZM178 123H179V126H178ZM216 123V124H215ZM245 123V124H244ZM10 124H12L10 127H9V129H15V128H17L16 126H17V121L16 120H11L10 121ZM89 124V125H88ZM158 124V125H157ZM168 124V123H167ZM177 124V125H176ZM101 126V127H100ZM115 126V125H114ZM154 126H152V129H154L155 127ZM170 126V127H169ZM14 127V128H13ZM154 127V128H153ZM183 127V128H182ZM187 127V128H186ZM222 127H223V125H222ZM225 127V126H224ZM75 128V129H74ZM79 129L80 131H81V133L82 134H80L78 137L80 138L81 137V135H82V137L79 139V141H78V139H74V137H72L71 138V136L75 133L74 131H76L77 129ZM100 128V129H99ZM115 128V127H114ZM172 128V129H171ZM257 129V130H256ZM262 129V130H261ZM18 130V129H17ZM15 131L14 133H15V135L17 136V138L16 139H14L13 141L10 139L13 135H14V133H10V134H8L7 135V137H5L4 139H9V141H10V144H7V145H9L10 147H11V144L13 145L11 148H9V150H13L14 149V152L12 151V153H14L13 155H12V153H11V155H12V157H13V159H16V157H14V156H16L15 154V152L17 151H19L20 149H22L23 151H25L26 150V152H28L29 154L30 153H32L33 155H35V157H33V158H35L36 160H38V159H40V163L38 164V162H39V160H38V162H37V164H36V162H34V167L31 169V171H33V169L37 166V165H41V163H42V158H44L45 157V160H49L48 158H47V156H44V149L45 148H40V147H36V145L34 144V142L32 141L33 139H31V138H29L28 136H29V133H28V130L26 129H23V128H21V129H19L18 131ZM155 130V129H154ZM11 131V130H10ZM71 131V132H70ZM193 131V130H192ZM24 132V133H23ZM189 132V133H188ZM251 132H254V135H253V137L251 136L250 137V135H251ZM28 133V134H27ZM136 133V134H135ZM192 133H193V135H192ZM261 133H262V135H261ZM190 134V135H189ZM71 135V136H70ZM76 134H74V136H75ZM87 135V134H86ZM121 135V136H120ZM151 135V136H152ZM167 136V146L166 147H168L169 149H165V150H163L161 147L159 148H157V150H156V152L153 154V156H151V155H149L150 154V152H152V150H150L151 149V146L152 145H154L155 144V141H157V140H159V138L158 137H161V136ZM11 136V137H10ZM67 136V137H66ZM100 136V137H99ZM94 137V138H93ZM111 137V138H110ZM123 137V138H122ZM168 137H174L173 138V140H172V138H171V140H170V138H168ZM184 137V138H183ZM83 138V139H84ZM237 138V139H236ZM261 138V140L259 141V139ZM21 139V140H20ZM175 139V140H174ZM188 139V140H187ZM252 139V140H251ZM75 140V141H74ZM148 140V141H147ZM257 140V141H256ZM8 141V142H9ZM147 141V142H146ZM192 141V140H191ZM228 143H226V142ZM250 141V142H249ZM5 142V141H4ZM7 142V141H6ZM16 142V143H15ZM70 142H72V144L70 143ZM219 142V143H218ZM16 144L18 145V146H16ZM34 144V145H33ZM171 144V143H170ZM215 144V145H214ZM223 144V145H222ZM227 144V145H226ZM147 145L148 146H150V147H147ZM187 145H189V144H187ZM254 145V146H253ZM260 145H262V146H260ZM15 146V147H14ZM144 146H145V148H144ZM225 146H227V147H225ZM18 147V148H17ZM70 147V148H69ZM138 147V146H137ZM192 147H194V148H197V151L196 150H194V148H192ZM5 147H2V148H0L1 150L2 149H4ZM177 148V149H176ZM220 148V149H219ZM136 149V150H135ZM43 150V151H42ZM135 150V151H134ZM143 150V151H142ZM172 150V151H171ZM174 150V151H173ZM217 150V151H216ZM31 151V152H30ZM80 151V150H79ZM134 151V152H133ZM137 151V152H136ZM158 151V152H157ZM167 151H169V152H167ZM194 151H196V152H194ZM199 151V152H198ZM210 151V152H209ZM212 151V152H211ZM115 152V153H114ZM127 152V153H126ZM139 152V153H138ZM144 152V153H143ZM146 152V153H145ZM164 152V153H163ZM208 152V153H207ZM224 152H226L225 154H224ZM42 153H43V155H42ZM117 153L119 154V153H121L122 154V156H123V158H122V156H121V158H116V157H114V155L116 154L117 155ZM190 153V154H189ZM194 153V154H193ZM203 153V154H202ZM207 153V154H206ZM217 153V154H216ZM41 154V157L42 158H39L40 155ZM46 154H48V155H50V153H46ZM112 154H114V155H112ZM148 154V155H147ZM157 154V155H156ZM210 154H212V155H210ZM39 157H38V156ZM102 155V156H101ZM115 155V156H116ZM126 155V156H125ZM147 155V156H146ZM159 155V156H158ZM184 155V156H183ZM206 155V156H205ZM208 155V156H207ZM44 156V157H43ZM50 156H53L52 154L50 155ZM104 156V157H103ZM128 156V157H127ZM149 156V157H148ZM166 156V157H165ZM170 156L172 157V158H170ZM198 156H200V157H198ZM217 156L219 157V158H217ZM225 157V158H223V157ZM12 157L9 159V158H5V161H4V157L3 158H1L0 159V161H2V162H0V185L1 186H6V188H8L10 191L11 190H13V194H10V193H5L1 188H0V220H3V218H5L6 216H7V214H9L10 212H13L14 211V209L16 208V206H17V204L19 203V201H21L20 200V198H18V197H16V191H17V189H15L16 188V178H15V175L16 174H11L10 173V171H11V169H10V167L12 166V168L14 169V172H15V170L18 172V169H16V167L14 168V166H16V163L14 164L13 162H15V160L13 161V159H12ZM98 157V158H97ZM101 157V158H100ZM126 157V158H125ZM136 159H135V158ZM158 157L160 158V159H158ZM162 157V158H161ZM178 157H180V158H178ZM182 157V158H181ZM211 157V158H210ZM222 157V158H221ZM226 157H227V159H226ZM264 157V154H263V156H262V158ZM47 158V159H46ZM100 158V159H99ZM129 158V159H128ZM150 158H155V161H154V159H150ZM167 158H169V159H167ZM209 159L208 160V162L206 161V159ZM262 158H260L259 160H258V162H257V166H259L258 167V169L260 170V172L262 173H264V160H262ZM12 159V160H11ZM157 159V160H156ZM226 159V160H225ZM8 160V161H7ZM72 160V161H71ZM119 160V161H118ZM127 160V161H126ZM143 160V161H142ZM165 161V163H164V165H162L160 162H164ZM173 160V161H172ZM195 160V161H196ZM89 161V162H90ZM157 161V162H156ZM167 161V162H166ZM8 162H9V164H8ZM89 162H84V161H82L81 162V160L79 161L78 159H76L75 160V158H72V159H69V160H66V157H65V159L63 160V158L61 159V160H59V162H58V164L56 165V167H58V168H56L55 169V171H51V172H49L48 174V177L47 176H45V180H46V187L47 188H49L50 190H54V188L56 187L57 188V186H58V189L60 188V190H59V192H55V193H57L59 196H63L64 194V196H63V199H61V200H56L57 198L55 197V196H52L50 193V195L47 193V194H45L44 196L42 195L41 197H43V199H41L40 200V198H35L34 199V195H33V197H32V199L33 200H31L28 204H24V207L26 206V208H27V215L29 214L28 213V211H29V209L31 208H33L34 209V211H35V213H39V214H42L41 213V211H43L42 210V208H41V205L43 204V207L45 206V208H47V209H50V208H52V203H54L55 205H57L56 207H59V205L57 204L58 202L59 203H61L62 205H66L67 206V204L69 203V204H72V205H74V206H77V208L79 209V211L80 212H83V211H85V212H87V213H90V215H89V217H88V219H86L85 220V222L84 223H80L78 220H69L68 222H66V223H64V226L63 227H61V229H59V228H56V231L58 232L57 233V237H58V239L59 240H61V238L65 241V245L67 246V247H72V248H74L76 251H80V248L83 246L84 248H85V250L91 255V261H89L87 264H93V262H94V260L96 259V258H94V256L92 257V254L94 253V251H95V249H93V247H92V241L93 240H98L100 237H101V239H104L103 237H105L104 236V231L103 230H100L101 232H98V234L97 233H95L94 232V228H96V225H102L103 227L105 226V217H106V215H108V214H111V213H113V212H116V211H118V212H121V213H124V215H127L128 213L129 214H132L134 211H135V208L137 207L133 202H131L130 200H131V197H130V195H126V196H121V197H119L117 200H115L112 204H110V205H108V206H106V207H102L101 206V204L100 205H98V206H96L93 210H91L92 209V207H93V205H92V203L93 202H95L96 200H97V197L99 196V193H97L98 192V189L96 188V189H94L95 187L93 186V185H91L90 183H88V181H87V183L86 182H83L82 181V178L80 177V176H82L80 173H82L83 171H86V170H88L89 168ZM114 162H116V163H114ZM228 162V163H227ZM186 163V165H188V161H186L185 162ZM184 163V164H185ZM230 163V164H229ZM14 164V165H13ZM103 164V163H102ZM154 164V165H153ZM158 164V165H157ZM184 164H182V165H184ZM259 164V165H258ZM7 166V167H6ZM10 166V167H9ZM153 166V167H152ZM1 167L3 168L2 170H1ZM8 167H9V169H8ZM86 167H87V169H86ZM118 167V168H117ZM121 167V168H120ZM144 167V168H143ZM161 167V168H160ZM163 167V168H162ZM183 167H186L185 165L183 166ZM4 168H6V169H4ZM75 168H78L77 170H75ZM80 168V169H79ZM82 168V169H81ZM156 168V169H155ZM261 168V169H260ZM12 169V170H13ZM121 169V170H120ZM175 169V170H176ZM4 170V171H3ZM24 171V168L23 169H21V171ZM83 170V171H82ZM128 170V171H127ZM137 170V171H136ZM9 171V172H8ZM80 171V172H79ZM156 171V172H155ZM219 171V170H218ZM218 171H216V173L218 172ZM25 172V171H24ZM24 172L22 173V174H24ZM116 172V171H115ZM134 172V173H133ZM143 172V173H142ZM172 172V173H171ZM221 171H219V173L218 174H222V173H220ZM16 173V172H15ZM79 173V174H78ZM170 173V174H169ZM78 174V175H77ZM117 174V173H116ZM128 174V175H127ZM145 174V175H144ZM154 174V175H153ZM9 175V176H8ZM126 175V176H125ZM150 176V177H149ZM241 176V175H240ZM28 177H30V176H27V178ZM47 177V178H46ZM166 177V178H165ZM262 177V176H261ZM81 178V179H80ZM151 180H150V179ZM12 179V180H11ZM167 179V180H166ZM15 180V181H14ZM28 180V179H27ZM44 180V181H45ZM164 180V181H163ZM179 182H178V181ZM82 181V182H81ZM144 181V182H143ZM162 181V182H161ZM181 181V182H180ZM13 182V183H12ZM33 180H28V181H26V182H24L25 183V185H27L28 187H26L27 189H28V191L27 192H29L30 191V188H31V191H36V192H38V194H42L43 192V189H40V191H38V188L40 187V186H42L41 184V182L39 183V180L36 182V183H34L33 184ZM169 182H171L170 184H169ZM30 183L32 184V186L30 185ZM79 183V184H78ZM145 183V184H144ZM149 183V184H148ZM182 183V184H181ZM14 185V186H13ZM49 185V186H48ZM81 185V186H80ZM141 185V186H140ZM168 185V186H167ZM170 185V186H169ZM30 186V187H29ZM34 186H35V188H34ZM75 186V187H74ZM134 184H132V189H130V191L129 192H131L132 194H137V193H139L140 191H138L137 192V190H136V188H138L137 186H135V188H134ZM78 187H80V188H78ZM178 187V188H177ZM224 187H226V186H224ZM68 188V189H67ZM73 188V189H72ZM77 188V189H76ZM182 188V189H181ZM264 186H262V192H264ZM34 189V190H33ZM166 189V190H165ZM42 190V191H41ZM52 190V191H53ZM136 190V191H135ZM156 190V191H155ZM236 192H237V190L236 189H234ZM248 190V189H247ZM169 191V192H168ZM24 192V191H23ZM25 192H26V190H25ZM24 192V193H25ZM54 192V191H53ZM171 192V193H170ZM179 192V193H178ZM21 193H22V191H21ZM23 193V194H24ZM235 193V192H234ZM238 193V192H237ZM26 194V193H25ZM88 194V195H87ZM97 194V195H96ZM97 197H96V196ZM103 195V194H102ZM102 195H100L99 197H98V201L100 200V202H101V200L103 201V197L104 198H107L108 197V194L106 195V194H104L103 196ZM161 195V196H162ZM102 196V197H101ZM160 196V197H161ZM55 197V198H54ZM85 197H87L86 198V200H85ZM130 197V198H129ZM45 198V199H44ZM65 199V200H64ZM63 200V201H62ZM52 201V202H51ZM55 201V202H54ZM90 201V202H89ZM123 201V202H122ZM176 200H170V203L171 202H175ZM57 202V203H56ZM92 202V203H91ZM67 203V204H66ZM173 203H171V204H173ZM60 204V205H61ZM88 204V205H87ZM92 206V207H90V205ZM39 205V206H38ZM61 205V206H62ZM134 205V206H133ZM198 205V204H197ZM128 207H130V211H127L129 208ZM91 208V209H90ZM134 209V210H133ZM89 210V211H88ZM40 211V212H39ZM103 211V212H102ZM113 211V212H112ZM30 212V211H29ZM86 213V214H87ZM84 214V213H83ZM43 215V218H41V219H39V220H37L38 222H42V221H46V216H44V214H42ZM105 216V217H104ZM32 219H31V217H30V219H29V221H31ZM99 220V221H98ZM103 220V221H102ZM33 221V222H32ZM31 221V223L33 224V226H37V224H38V222H36V221H34V220H32ZM57 221H60V218H59V220H58V218L57 219H51V220H49V222L47 221V223H46V225L48 226V228L50 229V228H52L53 226H55L56 225V222ZM1 223H2V221H0ZM94 222V223H93ZM150 222V219H148V223ZM86 223V224H85ZM102 223V224H101ZM128 223V222H127ZM127 223H125V224H127ZM7 224V225H6ZM9 225H11V223H5L4 224V222L1 224V228L2 227H9ZM77 225V226H76ZM92 225V226H91ZM87 227L86 229H84L83 230V232H81L82 230V228L80 229V227ZM95 226V227H94ZM101 226V227H102ZM143 226V224L141 225H137V226H131L130 227V225L129 226H125L126 228H129V232L130 233H128L127 232V234L126 235H129V234H131L132 232H134L135 230H136V232L138 233V235L140 236V234H141V236H143V238H146L147 236H149L150 235V233L149 234H145V232L143 233L142 232V227ZM93 227V228H92ZM63 228V229H62ZM67 229H69V230H67ZM92 229H94V230H92ZM142 229V230H141ZM11 230H13V228L11 227ZM86 230V233L84 232ZM80 231V232H79ZM93 231V232H92ZM141 231V232H140ZM71 234H70V233ZM90 232V233H89ZM68 233V234H67ZM95 233V234H94ZM100 233V234H99ZM103 233V234H102ZM30 234V232H28V230H26V232H25V234H23L22 235V237H26L27 235H29ZM21 235V234H20ZM98 235H100V236H98V238H97V236ZM150 239H152V236L151 237H149ZM41 240H51L49 237L48 238H45V239H41ZM202 240V239H201ZM249 241V243H250V241H251V239H248ZM110 241H112V239L110 240ZM252 241H254V239H252ZM251 241V242H252ZM263 241V240H262ZM91 242V243H90ZM258 242V241H257ZM256 242V243H257ZM90 243V244H89ZM110 244V243H109ZM0 245H3L2 243H0ZM256 245V244H255ZM257 245H260V242L257 244ZM257 245H256V248H258L257 247ZM4 246V245H3ZM51 247V246H50ZM255 247V246H254ZM62 249V250H61ZM53 250V249H52ZM52 250H50V251H52ZM238 250V249H237ZM237 250H235V251H237ZM240 250V249H239ZM62 251V252H61ZM237 252H239V251H237ZM56 253V254H55ZM61 253V254H60ZM241 253V252H240ZM58 255V256H63V257H65V258H69V259H71L70 261V263L71 264H81V260H82V257L81 256H79L78 254H73V252H70V251H68V250H65V248H55L53 251H52V255ZM92 260H93V262H92ZM95 261H97V259L95 260ZM73 262V263H72ZM241 264V263H240Z\"/></svg>", "mask_w": 264, "mask_h": 264}]
</instances>
